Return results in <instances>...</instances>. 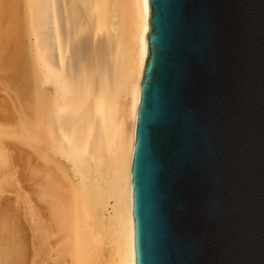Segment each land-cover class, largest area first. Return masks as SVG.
<instances>
[{"label":"water","instance_id":"1","mask_svg":"<svg viewBox=\"0 0 264 264\" xmlns=\"http://www.w3.org/2000/svg\"><path fill=\"white\" fill-rule=\"evenodd\" d=\"M133 264H264V0H147Z\"/></svg>","mask_w":264,"mask_h":264},{"label":"bare ground","instance_id":"2","mask_svg":"<svg viewBox=\"0 0 264 264\" xmlns=\"http://www.w3.org/2000/svg\"><path fill=\"white\" fill-rule=\"evenodd\" d=\"M15 3L16 0H2L0 7V71L10 70L14 81L18 83L16 84L20 98L22 97L28 106H32L30 100L25 98L40 101L42 88L39 87L40 93L35 89L30 48L25 44L18 45V17L13 11ZM28 3L36 17L32 31L36 39L34 50L39 53L38 57L41 56L37 61L40 60L38 68L40 66L43 74L50 79V92L46 90V93L50 94V149L55 146L65 150L68 148L66 151H70L67 153L72 157L71 170H68L71 179L68 175V183L66 182L62 191L66 193L63 195L65 205L63 197H58L60 194L56 192L58 187L52 185L56 177L55 172L60 171H55L56 164L49 165L54 167L55 171L50 169V192L47 190L49 186L46 185L48 181L45 182V189L50 193V198L52 197L50 208L54 210L52 212L50 209L49 212L53 215L58 212L59 215L63 214H55V217H59L57 219L53 217L56 221H64L61 225L58 220V227L68 228V224L64 225L65 220L67 223L70 218L76 220L73 217L75 215L77 219L80 218L74 214L76 210L72 208H80L78 203L84 197H89L90 192H84L82 187L85 185L84 188L88 189L89 182H94L93 180L103 188L108 186L109 195L107 200L104 199L106 201L103 211H95L93 219L87 218L89 220L84 223L85 229L81 231V235L92 234L94 237L98 233V241L100 238H108V241L116 246V253L114 252L112 262L107 260L113 264H133L130 166L138 89L146 57L147 0H28ZM4 15L10 17L7 24L1 23L5 21ZM44 92L45 90L42 95ZM20 151L18 150L21 156L16 152L17 156L23 159L28 157ZM51 159L50 154V163ZM57 164L58 169L62 168V163ZM33 167H29L31 172L34 171L31 169H35ZM35 173H32L33 176H38ZM63 180L67 179H62V184ZM39 186L41 187V184ZM42 190L44 195L47 194L43 187ZM62 192L59 190V193ZM63 205L66 206V211H63ZM72 220L69 223L70 241L67 243L71 246L72 254L74 248L79 245V250L82 248L84 252L81 239L78 244L74 243L73 237H76L78 228L75 234L73 231L78 225ZM79 227L81 228V225ZM77 237L79 238V235ZM82 256L80 257L84 258L85 255ZM100 260L99 264L107 263L103 262L104 255H101Z\"/></svg>","mask_w":264,"mask_h":264},{"label":"rangeland","instance_id":"3","mask_svg":"<svg viewBox=\"0 0 264 264\" xmlns=\"http://www.w3.org/2000/svg\"><path fill=\"white\" fill-rule=\"evenodd\" d=\"M1 6H2V0H0V7ZM15 6L13 11L17 13L16 15L18 17V26H17V30H19L18 38H17L18 45L25 44L30 48L29 55L30 58L32 59V64H33V81H34L35 89L39 91L40 89L39 87H41L42 93L45 90L44 92L45 94L47 92L46 90L50 92L49 90L50 79L43 74L40 66L38 68V63L40 62V60L39 62L37 61L41 56L38 57L39 53L35 51L36 39L32 31V26L33 23L36 21L35 20L36 17L35 15H33V12L31 11L32 8H30L28 0H16ZM9 19L10 17L4 15L3 20L5 21L1 23L7 24V21H9ZM24 31H26L27 34L26 32L24 33ZM24 34L26 36H24ZM31 44L34 46H32ZM16 83L17 82L14 81L13 77L11 76L10 70L4 72L0 71V95H1L0 108H2L0 109V264H80V263L99 264V262H101L100 260L101 255H104L103 262H107L106 264H113L111 262L115 257L116 246L112 244V242L108 241V238L107 239L100 238L99 239L100 241H98L96 238V236H98V233L94 237L92 236V234L91 235L88 234L87 236L81 235L83 230L85 229L84 223H86L91 217H92L91 219L95 217L94 215L95 211L97 212L99 211V213L103 211L105 201L108 199V195H109L108 194L109 188H107L108 186H105L103 188L97 183L96 180H93L94 182L91 183L89 182L90 186H88V189H86L87 187L84 188L85 185L82 187L84 189V192H88V193L90 192L89 197L88 198L84 197V199H82L78 203L80 208L76 207L75 209L71 207L72 209L77 211V213H75L76 211L72 210L74 211V214H77V216L80 217L79 218L80 220L77 219L78 217H75L76 215L73 216L76 220L70 218V220L73 219L72 221H74L75 225H78L77 227L74 226L76 228H74L73 233L78 228L77 229L78 232H76L77 234L74 233L76 237L72 236L74 243L76 242L78 244V242H80L79 241L80 239L82 242H84V244L80 242L82 244L81 247H83L84 245L83 247L84 252H82V248L79 250L78 248L80 246L79 245L74 248L75 254L74 253L72 254L73 251L70 249L71 246L69 245V243H67L70 241L69 223H71V221L69 220V223H67L68 221L65 220L66 219V215H65L64 220L66 222L64 225L68 224L67 226L68 228H64V226L58 227L57 224L59 222L58 223L56 222L59 220L61 221L60 222L61 225H63L62 223L63 220L58 219L56 221L54 219L56 213L53 215L51 212H49L50 209L52 210V207L50 208V201H51L50 199L52 197L50 198V193H49L50 169L53 170V172H55L56 170L60 171L58 172L60 174L55 172L56 177L54 179V183L52 182V185H54V187H58V189L56 188L54 189H56L58 195L60 194L59 196L58 195L57 196L60 198L63 197V201H64L65 196L63 195H66V193L62 191H64L63 190L64 185L66 186L69 178L71 177L68 173V170H71L70 161L72 157H70L71 154L69 155V153H67L70 151H66L68 150V148L65 150L62 147V149H64L63 151L64 152L66 151L65 153H62L63 151L61 147L55 146L50 149V128H49L50 122L48 119L50 118V97L48 96L49 93L48 94L46 93L47 95H45L44 97V94L42 95V93H40L39 91L41 95L39 96L40 101H35L33 98L30 97L27 99L25 98V100L29 99L30 100L29 103L33 104L32 106H28L25 103L26 101L23 102L24 99L22 97L20 98V95L18 94L19 91L18 90L19 88L17 86L18 83L17 84ZM3 98H5L6 100ZM10 107L11 109H8ZM47 128L48 131H46L47 132L46 133L45 130H47ZM18 150L19 151L21 150L20 152L28 156L25 157L26 159L27 158L29 159L30 156L31 157L33 156L32 159L31 158L30 160L28 159L26 160L25 158L23 159L22 157H20L21 154H19ZM16 152H18V154L20 155V156L18 155L20 159L17 158L18 156ZM50 154L52 157L51 163H50ZM57 163H62V168H60L61 170L57 168L58 166ZM52 164L53 166L56 164L55 171L53 169L54 167L52 168V166L51 167L49 166ZM32 165L35 167V169H31L34 170L33 172H31L29 168V167H33ZM21 166L23 168H21ZM67 167L69 169H65ZM62 169L65 170L62 171ZM36 171L38 173H35ZM26 173L29 176L26 175ZM32 173L38 174V176H33ZM68 175L69 178L67 177ZM56 178L59 180L57 181ZM64 178L65 180L66 179L67 180L66 181L63 180L64 184H62L60 181H62V179ZM46 181H48V184ZM45 182L46 185L49 186L47 187L48 188L47 190H49V192L45 189ZM40 184L41 187L39 186ZM57 184L59 185L62 184L61 185L62 188ZM81 186L82 183L80 187ZM42 187L49 196L47 194L45 195L43 194L44 192H42L43 191ZM59 190L64 194L59 193ZM101 191L102 194H100ZM64 203L65 201L63 202V204ZM91 204L93 205L91 206ZM68 205L69 204H67L66 202L67 207ZM66 206H64L63 208H65ZM64 210L66 211V208L63 209V211ZM88 210L91 212H89ZM53 211L54 210H52V212ZM58 213L56 215H59ZM61 215L63 216V214H60L59 216ZM57 217L55 218L57 219ZM76 223H80V224H76ZM71 225H73V222ZM79 225H81V228L79 227ZM78 235L79 238L77 237ZM92 238L94 241L92 240ZM104 249L108 253L105 252ZM81 253L86 256V259L85 256L84 258H81L83 257ZM98 254L100 256H98ZM76 255H78L77 258ZM107 259L111 262H109ZM77 260L79 261L81 260V262L79 261L76 262Z\"/></svg>","mask_w":264,"mask_h":264}]
</instances>
